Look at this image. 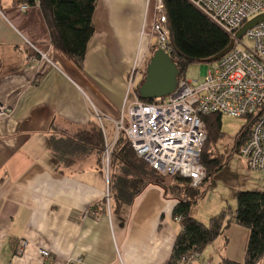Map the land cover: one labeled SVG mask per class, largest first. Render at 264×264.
I'll return each instance as SVG.
<instances>
[{
	"label": "crops",
	"instance_id": "obj_1",
	"mask_svg": "<svg viewBox=\"0 0 264 264\" xmlns=\"http://www.w3.org/2000/svg\"><path fill=\"white\" fill-rule=\"evenodd\" d=\"M23 5L0 0V104L12 110L0 117V264H168L182 231L173 196L150 184L117 211L104 202L95 154L58 167L49 149L52 135L89 127L96 114L114 133L132 69L149 53L147 0H97L83 68L56 47L40 5ZM28 42L49 60L30 63L38 52ZM249 235L232 224L192 264L243 262Z\"/></svg>",
	"mask_w": 264,
	"mask_h": 264
},
{
	"label": "trees",
	"instance_id": "obj_2",
	"mask_svg": "<svg viewBox=\"0 0 264 264\" xmlns=\"http://www.w3.org/2000/svg\"><path fill=\"white\" fill-rule=\"evenodd\" d=\"M17 1L28 6L40 5L51 24L56 47L79 68H83L88 44L96 32L94 14L97 0ZM163 1L167 16L168 46L179 70L178 80L186 77L187 69L192 64L208 63L230 46L232 38L229 33L190 1ZM152 47L159 49L157 41ZM139 88L137 87V97L145 102L155 100L141 98ZM222 118L221 113L204 115L207 141L202 149L201 161L208 169V177L219 172L227 163V156L216 151L218 142L226 136L222 130ZM250 130L251 126L247 124L235 137V153L241 152L250 136ZM105 148V135L96 118L89 127L78 129L72 135H52L49 138V149L59 162L58 167H70L90 154L96 155L97 163L101 166ZM161 175L136 154L131 141L121 132L113 146L110 159L111 201L114 200V208L119 211L124 206L131 205L150 184L161 185L167 194L176 199L173 217L180 221L182 231L175 240L168 264H179L183 256L193 252L201 254L232 224L241 225L250 231L245 260L237 262L223 258L213 264H258L264 261L263 190L238 192V206L235 211L225 208L205 224L191 214V208L201 194L200 188L191 186L188 179L179 175L170 176L172 181L169 184L161 180ZM2 181L3 178L0 177V184ZM104 202L107 203L106 199Z\"/></svg>",
	"mask_w": 264,
	"mask_h": 264
},
{
	"label": "built area",
	"instance_id": "obj_3",
	"mask_svg": "<svg viewBox=\"0 0 264 264\" xmlns=\"http://www.w3.org/2000/svg\"><path fill=\"white\" fill-rule=\"evenodd\" d=\"M188 1L229 33L234 46L205 71L201 81L183 77L178 80L172 94L152 102L136 96L129 104L126 97L123 110L127 109L128 120L123 111L119 119L113 120L115 129L111 142L104 117L96 114L106 140L103 158L106 162L105 199L108 205L111 201V153L121 132L131 141L136 154L160 174L179 175L188 179L191 186H200L207 173L201 161L207 141L206 114L221 113L248 120L250 136L240 154L250 169L264 173V20L248 29L241 38L237 36L245 24L264 15V0ZM150 4L154 10L152 36L157 39L159 48L170 53L164 1L147 0L148 7ZM28 7L23 5L22 9ZM244 37L251 41V45L242 42ZM28 44L38 52V55L29 56L30 63L49 60L46 53L39 51L31 42ZM11 112L8 106L0 104V117L9 116ZM26 245L27 241L21 242V248ZM39 253L44 257L50 256V252L43 248ZM200 257L199 252H193L183 256L179 264H192ZM74 261L80 262L81 259L70 260L68 264Z\"/></svg>",
	"mask_w": 264,
	"mask_h": 264
},
{
	"label": "rangeland",
	"instance_id": "obj_4",
	"mask_svg": "<svg viewBox=\"0 0 264 264\" xmlns=\"http://www.w3.org/2000/svg\"><path fill=\"white\" fill-rule=\"evenodd\" d=\"M148 9L149 11H153L154 13L153 4H150ZM146 26L147 31L145 36L149 37L151 44L149 47V53L146 58V62L143 65L139 63L136 64V66L133 67L128 79L125 99L126 97L129 98V104L132 103V101H134L136 98L137 87L139 88V86L144 83L148 62L156 51L155 47H152V44L156 42L157 39L155 38V36H152V31L149 33L150 25L147 23ZM242 42L245 45H251V41L247 37H244ZM213 63L214 62L192 64L187 69L186 77L195 81L203 80L205 71L209 68H212ZM135 87L136 90H134ZM123 112L125 114L126 120H128L127 109H124ZM247 124L248 120L244 117L223 115L222 130L226 134V136H224L218 142L216 151L224 154L225 157L227 156V163L219 172L212 174L210 177H208L207 169L205 180L200 186H198L200 188L201 194L197 202L191 208V212L193 213V215H195L198 220L202 221L205 224H208L211 217L219 214L225 208H230L232 211H235L238 206V192L262 190L264 188V173L262 171L250 169L247 164V160L240 153H235L233 151V146L235 145V137L242 131L243 127L247 126ZM107 125L108 122H106V126ZM110 131V127L108 126L109 141L111 142L113 140L114 133L111 134ZM101 168L104 170V174L106 177V162L104 161L103 157ZM115 171L118 172L117 170ZM160 178L162 181H165L167 183L172 181L170 176L161 175ZM110 202L111 203H109V205L107 204V207H111L112 205L114 208V200ZM125 207L127 208V206ZM258 264H264V261H261Z\"/></svg>",
	"mask_w": 264,
	"mask_h": 264
},
{
	"label": "water",
	"instance_id": "obj_5",
	"mask_svg": "<svg viewBox=\"0 0 264 264\" xmlns=\"http://www.w3.org/2000/svg\"><path fill=\"white\" fill-rule=\"evenodd\" d=\"M264 20V15L259 16L245 24L237 36L241 38L244 33ZM234 46L232 41L230 46L221 54L209 60L215 62L228 53ZM179 70L174 63L171 54L162 48L157 49L150 58L147 65V73L144 83L139 88V96L144 99L164 98L172 94L178 83Z\"/></svg>",
	"mask_w": 264,
	"mask_h": 264
}]
</instances>
